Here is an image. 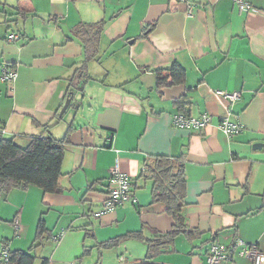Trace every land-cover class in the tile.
Returning <instances> with one entry per match:
<instances>
[{
    "label": "crops",
    "instance_id": "obj_1",
    "mask_svg": "<svg viewBox=\"0 0 264 264\" xmlns=\"http://www.w3.org/2000/svg\"><path fill=\"white\" fill-rule=\"evenodd\" d=\"M253 5L259 12H240L233 0H0V71L17 74L0 80V139L22 147L37 135L70 140L60 192L0 187V243L31 251L44 220L34 264H210L213 244L239 241L264 252V0ZM102 20L86 86L60 117L86 61L74 29ZM11 33L20 38L8 42ZM173 64L186 70L184 82L159 87L155 70ZM217 90L241 97L228 104ZM180 111L209 113L211 123L177 127ZM227 116L246 129L228 137L219 128ZM158 156L183 162L188 232L151 250L148 240L174 224L145 174ZM115 167L130 176L137 202L97 217ZM112 239L120 241L99 246ZM221 264L254 263L236 253Z\"/></svg>",
    "mask_w": 264,
    "mask_h": 264
},
{
    "label": "trees",
    "instance_id": "obj_2",
    "mask_svg": "<svg viewBox=\"0 0 264 264\" xmlns=\"http://www.w3.org/2000/svg\"><path fill=\"white\" fill-rule=\"evenodd\" d=\"M107 22L102 20L96 23H79L74 29V35L83 44L86 61L76 70L71 82V89L76 92L83 90L89 79L87 64L94 60L99 51V42ZM158 86H171L183 83L186 70L179 64L168 68L155 70ZM179 104L183 101L178 102ZM47 127V126H46ZM70 144L69 137L62 139L52 136H34L26 147H22L13 139H0V187L8 190L9 186L28 187L35 185L46 193L60 192L59 179L62 175V163L66 153V146ZM146 177L153 181V199L164 202L167 211L174 218L171 230L149 239L148 246L152 250L156 246L171 242L179 233L188 232L182 210L185 205L186 179L184 165L181 159H170L158 156L153 167L146 169ZM47 228L44 220H40L37 229L35 245L31 251L40 245ZM137 233L136 235H138ZM120 239H112L99 243L101 248H110ZM8 242V241H6ZM10 246V245H9ZM8 264H34L35 255L31 251H12ZM43 264H48L45 259Z\"/></svg>",
    "mask_w": 264,
    "mask_h": 264
},
{
    "label": "built area",
    "instance_id": "obj_3",
    "mask_svg": "<svg viewBox=\"0 0 264 264\" xmlns=\"http://www.w3.org/2000/svg\"><path fill=\"white\" fill-rule=\"evenodd\" d=\"M185 1V0H179ZM234 4L240 12L244 13H257V9L253 5V0H233ZM194 5L189 4L188 14H193ZM20 38L16 33L8 35V42H15ZM17 74L16 71L9 66H3L0 71V80L11 84ZM215 94L218 98L222 99L228 104L234 103L241 97V92H228L224 90H217ZM211 115L204 113L200 117H192L183 111H180L173 116V123L180 128L198 130L201 131L211 123ZM219 128L228 136L232 137L239 133H242L246 128L245 125L239 121L230 120L229 116L223 117L219 123ZM132 181L130 176L117 167L111 170L109 179V191L102 203V208L95 212V216L99 217L103 214L115 210L118 207L123 206L127 201L137 202L136 195L132 187ZM15 226L19 228V220L15 221ZM65 234V231L59 235L54 236L55 241H59ZM239 248V250H238ZM242 257H247L254 264H264V252L261 251L256 245H247L243 241L237 242L235 245L227 246L225 244L215 243L209 248L208 262L210 264H221L223 262L233 261L235 254ZM12 253L9 243L2 241L0 243V264H8Z\"/></svg>",
    "mask_w": 264,
    "mask_h": 264
},
{
    "label": "water",
    "instance_id": "obj_4",
    "mask_svg": "<svg viewBox=\"0 0 264 264\" xmlns=\"http://www.w3.org/2000/svg\"><path fill=\"white\" fill-rule=\"evenodd\" d=\"M74 93H75L74 91H71V92L69 93V95H68V97H67V99H66V102H65L64 106L62 107V109H61V111H60V113H59V116H60V117L63 116L64 113L68 110V108H69V106H70V104H71V101H72V99H73V96H75ZM260 147H261V144H260V143H257V144L254 145V148H260Z\"/></svg>",
    "mask_w": 264,
    "mask_h": 264
},
{
    "label": "rangeland",
    "instance_id": "obj_5",
    "mask_svg": "<svg viewBox=\"0 0 264 264\" xmlns=\"http://www.w3.org/2000/svg\"><path fill=\"white\" fill-rule=\"evenodd\" d=\"M15 227V226H14ZM17 230V229H16ZM16 236H20L19 234H17Z\"/></svg>",
    "mask_w": 264,
    "mask_h": 264
}]
</instances>
